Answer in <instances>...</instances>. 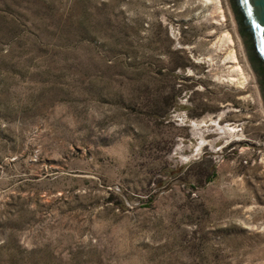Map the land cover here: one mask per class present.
Listing matches in <instances>:
<instances>
[{
	"label": "rangeland",
	"instance_id": "374dc122",
	"mask_svg": "<svg viewBox=\"0 0 264 264\" xmlns=\"http://www.w3.org/2000/svg\"><path fill=\"white\" fill-rule=\"evenodd\" d=\"M220 1L0 0V264H264V78Z\"/></svg>",
	"mask_w": 264,
	"mask_h": 264
},
{
	"label": "water",
	"instance_id": "95a60500",
	"mask_svg": "<svg viewBox=\"0 0 264 264\" xmlns=\"http://www.w3.org/2000/svg\"><path fill=\"white\" fill-rule=\"evenodd\" d=\"M238 26V33L247 43L248 59L264 78V0H228Z\"/></svg>",
	"mask_w": 264,
	"mask_h": 264
},
{
	"label": "bare ground",
	"instance_id": "6f19581e",
	"mask_svg": "<svg viewBox=\"0 0 264 264\" xmlns=\"http://www.w3.org/2000/svg\"><path fill=\"white\" fill-rule=\"evenodd\" d=\"M207 3H211L213 11L217 14L218 22L223 20L224 14L222 10V4L220 0H204ZM216 50H220L223 53L222 60L228 65L224 69L222 80L227 81L229 84L241 88L247 81V74L244 68L238 60L236 49L234 48V39L232 34L225 30H221L214 41ZM197 127V123H196ZM217 129L221 130L223 134L233 135L235 130L229 126H217ZM202 131V130H201ZM202 133V132H201ZM235 136V135H234Z\"/></svg>",
	"mask_w": 264,
	"mask_h": 264
}]
</instances>
